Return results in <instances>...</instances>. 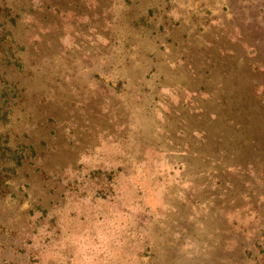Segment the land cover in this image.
<instances>
[{
    "label": "rangeland",
    "instance_id": "1",
    "mask_svg": "<svg viewBox=\"0 0 264 264\" xmlns=\"http://www.w3.org/2000/svg\"><path fill=\"white\" fill-rule=\"evenodd\" d=\"M6 1L0 264H264V0Z\"/></svg>",
    "mask_w": 264,
    "mask_h": 264
},
{
    "label": "trees",
    "instance_id": "2",
    "mask_svg": "<svg viewBox=\"0 0 264 264\" xmlns=\"http://www.w3.org/2000/svg\"><path fill=\"white\" fill-rule=\"evenodd\" d=\"M3 1H0V92L2 91L1 76L5 78L7 76L8 70H10V74L23 70L22 58L17 54L22 52V50H20L22 47L17 45L19 41L15 37L14 33V29L17 26V15L15 14L16 12L14 11V6L9 5L6 0L4 3H1ZM241 30L244 32L243 29ZM240 36L243 38L245 37L244 33H242ZM13 82L16 83L15 79ZM20 84L22 83H19V85ZM4 106V102L2 105L0 103V119H4L6 117V115L2 114ZM5 107L6 108L4 111L7 114L10 109H8L7 106ZM1 140L2 134L0 133V174L5 172L7 175L9 173L12 176H18L20 173H27L24 168L19 171L23 164V156H25L20 150L22 146H9V144L2 145ZM12 154H15L16 158ZM7 155H9L10 158H13L14 161H10L7 158L5 160L4 158Z\"/></svg>",
    "mask_w": 264,
    "mask_h": 264
}]
</instances>
